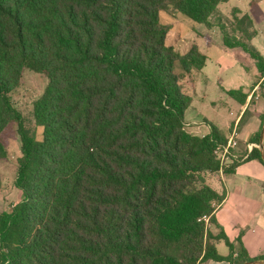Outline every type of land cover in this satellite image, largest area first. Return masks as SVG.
Instances as JSON below:
<instances>
[{
  "label": "trees",
  "instance_id": "trees-1",
  "mask_svg": "<svg viewBox=\"0 0 264 264\" xmlns=\"http://www.w3.org/2000/svg\"><path fill=\"white\" fill-rule=\"evenodd\" d=\"M224 1L175 0L174 8L209 24ZM258 1L219 20L223 45L245 54L262 77L264 59L251 42L263 18ZM167 2L0 0V158L3 133L15 124L14 185L23 196L0 211V264L264 260L235 248L214 216L224 193L206 183L208 173L230 174L244 161L264 167L261 151L229 154L221 165L215 149L227 139L218 128L207 121L206 134L187 130L191 99L181 79L201 70L206 56L195 44L183 53L167 44L160 15ZM24 68L47 78L32 102L35 126L10 97ZM260 88L264 95V79ZM226 93L240 103L246 97L241 88ZM259 134L250 141L258 144Z\"/></svg>",
  "mask_w": 264,
  "mask_h": 264
},
{
  "label": "rangeland",
  "instance_id": "rangeland-1",
  "mask_svg": "<svg viewBox=\"0 0 264 264\" xmlns=\"http://www.w3.org/2000/svg\"><path fill=\"white\" fill-rule=\"evenodd\" d=\"M167 1L166 9L160 12L162 21L169 28L166 36L167 44L175 45L174 47L180 53L187 51L192 44H195L207 56L205 66L198 72L195 93L190 92L191 102L185 110V121L200 122L201 124L203 118H206L205 120L214 124L219 132L225 135L224 124L226 120L224 118L229 116V111L233 115V108L238 103L225 93L222 86L243 88L244 83L253 80L256 74L254 68L246 71L223 53L224 50L227 52L230 50L226 49L222 43V32L226 28L221 27V22L227 21L226 17L231 18L234 8L244 12L249 0H226L219 3L215 12L209 17V24L198 23L189 19L175 10V0ZM259 6L264 12V0L260 1ZM219 18H221V22ZM257 28L259 32L252 43L264 57V19ZM236 51L245 60L250 61L245 54L238 49ZM175 69L177 72L179 71L178 68ZM46 84L47 78L44 74L24 68L19 84L10 92L13 105L22 113L26 123L30 122L28 123L30 126H35L31 115L32 102L41 95ZM203 91L206 95L204 99L201 97ZM202 127V130L205 131L208 125L205 127L203 123ZM15 128V124H11L3 133V137L6 138V155L0 158V211L10 209L13 204L23 198L22 192L14 185L16 159L20 155ZM35 131L36 138L40 139L42 127L36 126ZM255 146L258 147V144ZM208 183L211 187L215 186L213 181H208ZM205 223L207 226L209 225L208 221ZM240 244L241 242L237 243V248ZM216 249L219 254L228 253V247L223 241L216 243Z\"/></svg>",
  "mask_w": 264,
  "mask_h": 264
},
{
  "label": "crops",
  "instance_id": "crops-1",
  "mask_svg": "<svg viewBox=\"0 0 264 264\" xmlns=\"http://www.w3.org/2000/svg\"><path fill=\"white\" fill-rule=\"evenodd\" d=\"M260 1L261 0L257 2V5L261 13L263 14V18L259 23L255 25L256 28L264 19V12L259 6ZM249 10L250 9L248 2V5L244 12H248ZM254 38L255 36L252 38V40ZM225 48L230 51L227 52L224 50L223 53L229 59L241 65V63L237 60V57L243 56L237 53V49H231L227 47ZM199 50L204 53L200 48ZM249 60L250 61L246 60L247 68H244L242 65L241 67L246 71L252 70L254 68V73L256 74V76L255 78H253V80L245 82L243 88L240 87L242 88L243 92H246L245 100L240 103L236 99H234L238 103V105L233 108V115H231V112L229 111L230 117L227 116L226 118H224L226 120L224 124L226 134L224 136L226 137V139H228L233 130L236 132L237 146L233 148V153L236 156L242 155L243 157L256 144L250 141V138L258 131H260V134L262 131L264 133V95L261 94L260 88V83L264 79V75L262 77H259V73L254 65V62L251 59ZM199 71L192 70L189 75H186L181 79L183 90L190 96V99V92H193V94L195 93L196 81ZM217 79H219V77H217ZM222 87L225 93L228 89H236L224 86ZM201 95L203 99L206 98L204 91L201 93ZM205 119L206 118H203L201 124L200 122L186 121L187 130L197 135L206 134L209 131V125L207 124V120ZM203 123L205 124V127H207L208 125L205 131L202 130ZM208 181H213L215 186H212V188L215 191H217L218 193H224L223 200L216 206L214 216L217 222L223 228V231L229 238V240L235 243V248H237L236 239L237 237H239L240 242L248 256L254 257L264 253L263 165H261L257 160L244 161L237 165L234 171L230 174H224L222 170L208 173L206 175V183L209 185ZM218 242L220 241L215 242V247L216 243ZM250 251H252V254H250ZM199 264L228 263L226 261L207 260L200 262Z\"/></svg>",
  "mask_w": 264,
  "mask_h": 264
},
{
  "label": "built area",
  "instance_id": "built-area-1",
  "mask_svg": "<svg viewBox=\"0 0 264 264\" xmlns=\"http://www.w3.org/2000/svg\"><path fill=\"white\" fill-rule=\"evenodd\" d=\"M236 146H237L236 132L233 130L232 134L227 139L226 143L223 146L217 147L215 149V154L219 158L221 165H225V163L227 162V160L229 158V154L232 155L233 157L236 156V155H234V153H232L233 148H235ZM248 146H250V145H248ZM202 219L205 222H207L208 216L204 215V216H202Z\"/></svg>",
  "mask_w": 264,
  "mask_h": 264
},
{
  "label": "water",
  "instance_id": "water-1",
  "mask_svg": "<svg viewBox=\"0 0 264 264\" xmlns=\"http://www.w3.org/2000/svg\"><path fill=\"white\" fill-rule=\"evenodd\" d=\"M263 138H264V133L263 131L260 134V138H259V143H258V147L261 151V157L264 161V146H263ZM239 264H264V260H260V259H254V260H250V261H244L242 263Z\"/></svg>",
  "mask_w": 264,
  "mask_h": 264
}]
</instances>
